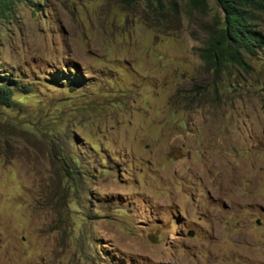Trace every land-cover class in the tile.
<instances>
[{
  "label": "rangeland",
  "instance_id": "obj_1",
  "mask_svg": "<svg viewBox=\"0 0 264 264\" xmlns=\"http://www.w3.org/2000/svg\"><path fill=\"white\" fill-rule=\"evenodd\" d=\"M209 6L12 0L0 264H264V57L205 73Z\"/></svg>",
  "mask_w": 264,
  "mask_h": 264
},
{
  "label": "trees",
  "instance_id": "obj_2",
  "mask_svg": "<svg viewBox=\"0 0 264 264\" xmlns=\"http://www.w3.org/2000/svg\"><path fill=\"white\" fill-rule=\"evenodd\" d=\"M137 1V0H128ZM182 9L205 14L210 1L215 6L212 22L206 27V39L200 50L203 71L215 78L229 77L236 68L249 69L247 58L264 57V0H176ZM12 0H0V21L11 17ZM264 61V58L262 59ZM49 83H52L49 81ZM69 86L75 87L73 84ZM8 76H0V108L10 110L20 103L21 95ZM25 91V90H24ZM75 163V159L72 160ZM63 164L70 165L63 159ZM67 184H78L70 171L64 173ZM73 180V181H72Z\"/></svg>",
  "mask_w": 264,
  "mask_h": 264
}]
</instances>
